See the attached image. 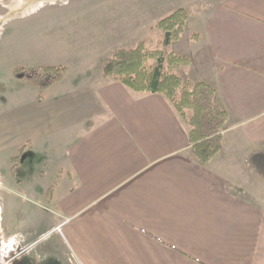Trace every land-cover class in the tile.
<instances>
[{"label": "crops", "instance_id": "obj_1", "mask_svg": "<svg viewBox=\"0 0 264 264\" xmlns=\"http://www.w3.org/2000/svg\"><path fill=\"white\" fill-rule=\"evenodd\" d=\"M202 7V31L180 47L187 23L172 46L189 61L188 79L208 83L227 114L221 150L198 162L185 121L164 95L133 91L102 70L69 96L59 94L65 71L43 90L30 85L28 107L0 124L8 160L0 162V264H70L71 252L83 264H264V178L248 162L264 167L256 154L264 136L252 129L243 143L233 130L264 117V0ZM75 117L93 122L63 147L32 143ZM19 150L46 155L33 175L39 187L13 173L7 153ZM8 185L41 206L13 198ZM16 238L28 249L9 259Z\"/></svg>", "mask_w": 264, "mask_h": 264}, {"label": "rangeland", "instance_id": "obj_2", "mask_svg": "<svg viewBox=\"0 0 264 264\" xmlns=\"http://www.w3.org/2000/svg\"><path fill=\"white\" fill-rule=\"evenodd\" d=\"M14 1L17 0H0V124L13 121L16 113L28 107L29 99L35 94L30 88L31 81L43 74V67H55L59 74L65 71L59 94L69 96L78 91L81 83L96 79L104 61L117 49L142 46L151 53L160 51L167 57L165 73L174 72L183 83L191 81L188 79L189 61L179 60L178 57L185 56L175 54L177 46L162 44L156 23L178 8L185 9L190 24L179 44L183 48L189 43L191 31L200 33L205 27L202 7L205 0H162L159 6L153 0H55L43 1L29 11L19 9ZM196 35L191 36L192 40ZM155 57L153 53L147 66L153 64ZM88 122L92 123L93 118L66 119L58 133L33 137L31 141L34 146L58 145L60 148L84 130ZM252 129L260 138L264 136V117L240 121L233 130L241 134L240 142L251 143L243 137ZM7 154L8 159L13 157L12 165L17 163L12 170L22 184L39 187L41 181L33 179V175L37 176L45 166L46 155H26L21 150ZM256 154L258 160L264 161L263 151ZM0 162L8 163L5 154L0 155ZM6 190L19 201L41 206L29 191L18 190L14 185H8Z\"/></svg>", "mask_w": 264, "mask_h": 264}, {"label": "trees", "instance_id": "obj_3", "mask_svg": "<svg viewBox=\"0 0 264 264\" xmlns=\"http://www.w3.org/2000/svg\"><path fill=\"white\" fill-rule=\"evenodd\" d=\"M188 19V14L183 8H178L160 19L156 23V28L161 33L162 44L170 46L180 40ZM156 51L151 53L142 46L129 50L117 49L104 61L102 76L119 81L136 92L164 95L188 127L194 157L198 162L206 163L221 150L222 131L227 114L214 103V89L208 83L203 81L183 83L174 72L165 73L164 64L167 57ZM153 53H156L155 60L153 64L147 66V60L153 57ZM172 57L174 54L170 59ZM42 72V75L33 77L31 85L45 89L62 77L59 69L55 67L45 66ZM260 151L264 152V149ZM248 162L250 168L264 178V167L258 166L257 163L255 165L252 157L248 158Z\"/></svg>", "mask_w": 264, "mask_h": 264}, {"label": "built area", "instance_id": "obj_4", "mask_svg": "<svg viewBox=\"0 0 264 264\" xmlns=\"http://www.w3.org/2000/svg\"><path fill=\"white\" fill-rule=\"evenodd\" d=\"M53 230L57 231L59 234H62V231H61L59 226H56ZM46 234H48V233H46ZM21 242L22 241L20 240V238L12 239L11 244H10L11 246H10V257H9V259L17 256L18 254H20V253H22L28 249V245L22 246ZM68 262L70 264H83L80 261V259L73 252H71L69 254Z\"/></svg>", "mask_w": 264, "mask_h": 264}, {"label": "bare ground", "instance_id": "obj_5", "mask_svg": "<svg viewBox=\"0 0 264 264\" xmlns=\"http://www.w3.org/2000/svg\"><path fill=\"white\" fill-rule=\"evenodd\" d=\"M36 0H17V1H14V4H17L19 6V9H28L26 11H29L31 9H34L37 4L35 3ZM17 8V6H16Z\"/></svg>", "mask_w": 264, "mask_h": 264}, {"label": "water", "instance_id": "obj_6", "mask_svg": "<svg viewBox=\"0 0 264 264\" xmlns=\"http://www.w3.org/2000/svg\"><path fill=\"white\" fill-rule=\"evenodd\" d=\"M43 1H55V0H36L35 1V3L37 4V5H39L41 2H43Z\"/></svg>", "mask_w": 264, "mask_h": 264}]
</instances>
